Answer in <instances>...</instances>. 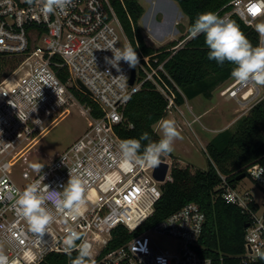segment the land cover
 <instances>
[{
    "label": "built area",
    "instance_id": "obj_1",
    "mask_svg": "<svg viewBox=\"0 0 264 264\" xmlns=\"http://www.w3.org/2000/svg\"><path fill=\"white\" fill-rule=\"evenodd\" d=\"M249 3L231 0L230 12L222 17L235 14L254 28L260 19L264 21V14H247ZM40 7L41 0H33L31 5L26 0H0V56L21 58L0 81V254L8 257V264H44L51 254L66 255L63 237L71 227L93 246L89 264H212V259L202 256L197 248L205 223L197 203H186L142 229L155 211L161 186L172 181L171 159L165 154L168 171L163 181L153 177L154 168L119 159L122 140L115 126L124 120L128 101L143 84L150 83L166 99L167 114L177 107L174 88L181 91L164 62L138 49L140 63L134 68L132 84L133 68L121 61V71L117 72L105 63L104 57L112 53L104 48L115 42L121 49L120 34L124 35L108 0H74L64 12L47 18ZM55 67L67 70L66 81L57 75ZM77 90L96 102L100 115L93 116L91 108L82 105L90 119L83 133L34 174L22 169L24 182L16 184L12 167L25 162L36 142L67 114L71 104L78 102ZM219 94L250 109L264 97V85L231 80ZM197 119L185 121L191 124ZM69 172L86 174L83 216L73 220L53 208L54 219L46 232L32 233L14 210L15 190L37 181L41 187L45 183L59 189ZM217 173L221 199L249 215L240 259L254 262L258 259L256 249L264 246V165L255 163L246 169L247 177L261 191V202L251 189H239L238 183L229 184ZM152 232L175 239L177 251L156 250L149 236ZM115 239L125 241L114 246Z\"/></svg>",
    "mask_w": 264,
    "mask_h": 264
},
{
    "label": "trees",
    "instance_id": "obj_2",
    "mask_svg": "<svg viewBox=\"0 0 264 264\" xmlns=\"http://www.w3.org/2000/svg\"><path fill=\"white\" fill-rule=\"evenodd\" d=\"M172 1L177 3L187 18L186 34L163 46L153 47L145 43L139 30L138 21L144 13L139 1L108 0L125 37L137 53L139 49L143 55L151 59L157 57L159 62H164L165 70L181 91L174 88L175 103L179 106L197 96L209 98L218 86L233 80L230 76L232 65L226 62L221 67L215 61H209L203 35L191 38L188 31L199 13L213 11L222 16L230 12L231 0ZM230 17L254 46L259 45L260 38L253 27L246 25L235 14ZM182 40H185L183 44L173 49ZM20 60V57L0 56V81L17 67ZM54 69L61 80L66 81L67 70L63 67ZM75 94L81 105L91 108L93 116L100 115L96 102L87 93L77 90ZM166 106V99L146 82L128 101L123 112L124 120L115 126L117 135L124 140L138 138L147 131L154 140L158 139L154 125L167 115ZM204 153L207 157L206 169L179 166L172 153L168 154L172 158V181L161 186L162 195L155 211L142 229L164 219L184 204L195 202L205 214L203 232L197 246L202 256L211 258L212 264H264V260L260 259L250 263L241 261L245 224L249 222V215L237 206L225 203L219 196L221 190L217 188L221 183L217 171L229 184H236L237 175H246L248 166L255 163L264 165V97L247 114L239 117L233 128L224 129L208 140ZM252 208L257 209V205L253 204ZM114 241L116 246L125 240ZM75 255L76 252H73L72 256ZM44 264H70V258L51 254Z\"/></svg>",
    "mask_w": 264,
    "mask_h": 264
},
{
    "label": "clouds",
    "instance_id": "obj_3",
    "mask_svg": "<svg viewBox=\"0 0 264 264\" xmlns=\"http://www.w3.org/2000/svg\"><path fill=\"white\" fill-rule=\"evenodd\" d=\"M26 2L31 5L33 0ZM73 3L74 0H41L40 12L44 18H47L58 11L64 12ZM253 5L259 8L255 15L249 12V8ZM246 12L253 17L264 14V0H250ZM254 30L262 41L255 46L233 19L222 17L213 11L197 14L188 29L191 38L203 35L209 61H215L221 67L226 62L232 65L230 76L233 80L239 83L252 81L264 85V21L256 23ZM104 49L112 53L111 56L104 57L105 63L115 68L117 72L121 71V61L129 68H136L140 63L137 50L130 44L119 49L116 43L112 42ZM158 129L159 138L155 140L147 131L142 132L138 138L122 140L119 144V159L125 164L157 167L165 154L174 151L175 141L181 138L175 121L171 119L161 118L158 121ZM85 175L69 172L67 181L59 189L45 183L41 187L39 181L29 183L22 189H16L14 203L16 214L23 218L29 231L37 235H43L48 225L53 222V208L55 212L65 214L66 218L70 217L73 220L83 216L86 205ZM63 246L64 253L70 258V264H89L93 246L83 239L81 232L69 227L63 237ZM74 251L75 257L72 256ZM255 258L264 260V246L256 249ZM0 264H8V257L0 254Z\"/></svg>",
    "mask_w": 264,
    "mask_h": 264
},
{
    "label": "rangeland",
    "instance_id": "obj_4",
    "mask_svg": "<svg viewBox=\"0 0 264 264\" xmlns=\"http://www.w3.org/2000/svg\"><path fill=\"white\" fill-rule=\"evenodd\" d=\"M144 8V13L138 21L139 30L143 36V39L147 45L158 47L167 43L175 30H178L176 39H180L186 34V17L180 11L177 3L171 0H138ZM260 19L258 22H261ZM256 22V23H258ZM255 23V24H256ZM255 26V25H254ZM162 35L161 39H157L159 35ZM182 34V35H181ZM160 40V41H158ZM130 43L127 38L120 34L119 46L121 49L128 46ZM76 86V83L71 82ZM218 90L215 89L212 96H216ZM211 96V97H212ZM203 96H197L191 100H187L184 104L173 108L164 118L175 121L176 127L180 132L181 138L175 141L174 151L172 154L181 158L183 164L189 165L196 169H206L207 157L203 152L205 148L203 133H206L200 125L198 119L191 124L188 121L193 119V116L189 113L190 109L193 112H204L208 107L217 105V109L223 106L224 101L220 98L218 100H211L210 98ZM213 103V104H212ZM228 104L235 107L234 102L229 101ZM227 104V105H228ZM190 106V107H189ZM216 107V106H215ZM215 112H220L217 110ZM224 110V109H223ZM181 112V113H180ZM241 113L238 111L236 115ZM188 116V121L183 116ZM179 116L182 118H179ZM222 116L217 115V120H220ZM206 118H209L206 116ZM88 115L83 112L82 105L79 102H74L68 107L67 114L59 120V122L48 130L45 135L39 139L36 144L29 150L25 162H19L12 167V180L16 184H23L24 179L21 177V170H28L31 174H34L45 163L49 162L57 152H60L76 138H78L89 123ZM202 121V119H201ZM203 122V121H202ZM180 125V126H179ZM155 126V125H154ZM156 133L159 136L158 125L156 126ZM198 132L200 133L198 136ZM202 133V134H201ZM214 132L208 133L209 139L214 137ZM206 140V139H205ZM169 159L172 158L166 154ZM174 158H176L174 156ZM177 163L180 165L178 159ZM239 189H251L252 194L258 202H261L262 195L259 188L249 178L245 177L238 182ZM152 239L153 245L156 250H169L173 253L177 251V242L175 239L169 236H164L156 233H149Z\"/></svg>",
    "mask_w": 264,
    "mask_h": 264
},
{
    "label": "crops",
    "instance_id": "obj_5",
    "mask_svg": "<svg viewBox=\"0 0 264 264\" xmlns=\"http://www.w3.org/2000/svg\"><path fill=\"white\" fill-rule=\"evenodd\" d=\"M172 1V0H171ZM186 27H187V18H186ZM177 34H178V30H175L174 31V33L172 34V35H170L171 37L170 38H168V40H167V42H169V41H171V40H174V39H176V37H177ZM159 35V34H158ZM182 35V34H181ZM161 36L162 35H159L158 37H157V39H161L162 40V38H161ZM186 38H188V37H186ZM158 41H160V40H158ZM159 47V46H158ZM229 82H231V80H229V81H226L225 83H223V84H221L220 86H218L216 89L218 90V94L214 97V96H212L210 99L212 100H220V98H223V99H221L222 101H224V104H223V106H222V108H221V106L217 109V105H212V107H208L204 112H193L191 109H190V114L193 116V119L194 118H198V123H199V125H200V127L204 130V131H206V133H203L205 136V138H203V139H200V140H204V143H205V145L204 146H206V144H207V142H208V140H210L209 139V137H208V133H211V132H214L215 134H217L218 132H220V131H222V130H224V129H227V128H233V125H234V123L236 122V120L239 118V117H241L242 115H245V114H247V112H248V110L249 109H244V108H242V106L240 105V104H238L237 102H235L233 99H226V98H224V97H222L220 94H219V91H220V89L221 88H223L224 86H226ZM220 97V98H219ZM187 101V100H186ZM185 101V102H186ZM217 101V102H218ZM229 101H233L234 102V104H235V107H232V106H230L229 104H228V102ZM216 102V101H215ZM216 102V103H217ZM220 102V101H219ZM213 104V103H212ZM228 104V105H227ZM216 106V107H215ZM190 107V106H189ZM216 109L217 110H219L220 112H215L216 111ZM224 109V110H223ZM238 111H240L241 113H239L238 115H236V113L238 112ZM217 115H220V116H222L221 117V119L220 120H217ZM206 116L207 117H209V118H206ZM184 118H185V120L187 119H189L188 118V116L187 115H185V116H183ZM179 118H181L180 116H179ZM182 119V118H181ZM201 119H202V121H201ZM158 125V123L157 124H155V126H154V129H156V126ZM156 131V130H155ZM200 133L198 132V134H197V136L199 135ZM202 134V133H201ZM206 139V140H205ZM203 150V152H204V150H205V148H203L202 149ZM173 156H175L176 157V159H178V161H179V163H180V165H182V166H185L186 164H183V162L181 161V158H179L177 155H174V154H172ZM190 165V164H189Z\"/></svg>",
    "mask_w": 264,
    "mask_h": 264
},
{
    "label": "water",
    "instance_id": "obj_6",
    "mask_svg": "<svg viewBox=\"0 0 264 264\" xmlns=\"http://www.w3.org/2000/svg\"><path fill=\"white\" fill-rule=\"evenodd\" d=\"M134 76H135V70L133 68L132 73H131V77L129 80L130 84L133 83ZM165 159H166V156L164 155L162 160H161V163L157 167H155L154 171H153V177L158 181H163L165 178V175L168 171V164L165 162ZM245 177H246L245 173H240L239 175H237L236 180L240 181ZM247 226H248V224H245V227H247Z\"/></svg>",
    "mask_w": 264,
    "mask_h": 264
},
{
    "label": "snow or ice",
    "instance_id": "obj_7",
    "mask_svg": "<svg viewBox=\"0 0 264 264\" xmlns=\"http://www.w3.org/2000/svg\"><path fill=\"white\" fill-rule=\"evenodd\" d=\"M253 9H255V11H253ZM259 11V8L256 5H253L249 8V12L252 13L253 15L256 14V12Z\"/></svg>",
    "mask_w": 264,
    "mask_h": 264
}]
</instances>
